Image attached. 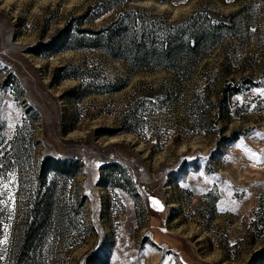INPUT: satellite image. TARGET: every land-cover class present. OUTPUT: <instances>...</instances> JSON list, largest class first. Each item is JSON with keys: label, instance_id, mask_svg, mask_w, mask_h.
Listing matches in <instances>:
<instances>
[{"label": "rangeland", "instance_id": "1", "mask_svg": "<svg viewBox=\"0 0 264 264\" xmlns=\"http://www.w3.org/2000/svg\"><path fill=\"white\" fill-rule=\"evenodd\" d=\"M106 1L0 0V264H264V0L121 2L80 24L223 23L185 83L40 47Z\"/></svg>", "mask_w": 264, "mask_h": 264}, {"label": "trees", "instance_id": "2", "mask_svg": "<svg viewBox=\"0 0 264 264\" xmlns=\"http://www.w3.org/2000/svg\"><path fill=\"white\" fill-rule=\"evenodd\" d=\"M133 1L139 2L141 0H108L102 2L97 8H93L92 11H88L84 16L77 19L79 27L75 30L73 28L74 23L69 22L59 31L57 36H54L48 43H42L40 47H45L49 51L48 55L59 52L60 48H95L118 61L128 63L133 72L169 69L178 74L182 78V82L185 83L193 73L195 66L223 39V29L226 30L223 23L215 24L210 20L201 23L199 18L197 19L195 16L189 22L176 24L162 21L161 24L149 21L144 17L145 13L140 8L122 11L118 19L99 30L80 27L84 19L92 22L104 12L119 6L121 2ZM40 47L36 48L35 51L39 52ZM40 53L42 54L41 51ZM79 68L77 66L62 69L68 70L63 77H83L77 71ZM89 86L88 83L84 87H74L68 90L66 95L84 98L94 92L89 89ZM125 86L126 83L118 84L109 91H119ZM76 94L80 95L76 96ZM65 163L63 165H66ZM59 166L61 164L57 163L56 167L59 168ZM49 206L50 200L47 195L42 197L39 209L31 210V214L33 213L34 216L31 215L33 220L25 228L26 240L36 237L41 211L46 212ZM4 222L5 220L0 217V237L3 234ZM256 255L260 256L259 261L264 263V248Z\"/></svg>", "mask_w": 264, "mask_h": 264}]
</instances>
